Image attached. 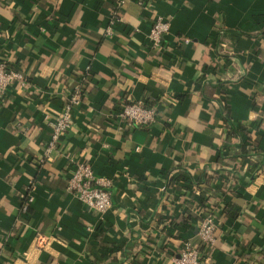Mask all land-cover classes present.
<instances>
[{"label": "crops", "instance_id": "1", "mask_svg": "<svg viewBox=\"0 0 264 264\" xmlns=\"http://www.w3.org/2000/svg\"><path fill=\"white\" fill-rule=\"evenodd\" d=\"M119 1L0 0V60L30 82L0 97V264H173L199 244L202 202L216 241L199 244V264H264V0ZM155 15L169 23L161 49L147 41ZM83 80L58 152L40 162ZM128 99L160 120H111ZM224 106L239 137L223 135ZM80 160L112 179L103 215L66 188ZM211 174L208 200L193 188ZM37 234L50 236L39 249Z\"/></svg>", "mask_w": 264, "mask_h": 264}, {"label": "built area", "instance_id": "2", "mask_svg": "<svg viewBox=\"0 0 264 264\" xmlns=\"http://www.w3.org/2000/svg\"><path fill=\"white\" fill-rule=\"evenodd\" d=\"M141 3H149L151 0H138ZM120 0L119 3H123ZM169 30L168 20L161 16L153 18L152 24L147 34L148 45L151 48L161 49L163 37ZM185 42L189 39L185 38ZM30 82L18 67L9 65L5 60H0V97L8 88H27ZM81 100L79 87H75L72 93L65 99L62 109L49 125V137L42 148L40 162L49 160L54 153L58 152L59 139L63 133L71 126L72 108ZM110 118L118 124L126 126L146 127L160 120V114L156 106L147 105L144 100H129L121 103L118 108L110 113ZM73 168L67 180V190L70 191L81 203L98 215H103L112 208L110 187L112 179L105 176H97L93 172L92 164L86 161H77L72 164ZM31 197L27 198V202ZM26 203L22 210L26 208ZM216 222L212 213L201 216L197 227L199 244L203 246L213 245L216 241ZM50 236L42 234L36 235V249L41 248ZM199 244L185 242L178 255L172 256L173 264H199L202 251Z\"/></svg>", "mask_w": 264, "mask_h": 264}, {"label": "trees", "instance_id": "3", "mask_svg": "<svg viewBox=\"0 0 264 264\" xmlns=\"http://www.w3.org/2000/svg\"><path fill=\"white\" fill-rule=\"evenodd\" d=\"M83 82L84 80L80 83V91L83 90ZM228 111L227 109H225V106H224V109H223V127H224V131H223V135L225 137H228V136H232V137H239V133L242 131V132H245L246 129L244 127H235L232 123H230L228 121ZM249 140H251L250 137H248V139L246 141H241V144H240V152H239V157H246L249 155L250 153V150L254 149V146H252V143H247L249 142ZM213 177H215V175H209V176H205L203 177V179H199L198 181H196V183L194 184V188H193V191L197 194H201V195H206L204 198L208 199L209 200V197H212L214 195V193H212V190H211V187H210V184L213 180ZM25 198V197H24ZM24 201V199H23ZM22 201V202H23ZM23 204V203H22ZM200 209H199V214L200 215H204V214H210L212 212V210L214 208H207L205 205H204V202L200 203ZM216 232V230H215ZM206 247V245H205Z\"/></svg>", "mask_w": 264, "mask_h": 264}]
</instances>
